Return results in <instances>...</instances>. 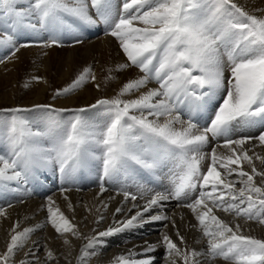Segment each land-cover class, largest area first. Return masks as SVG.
<instances>
[{
  "label": "snow or ice",
  "instance_id": "1",
  "mask_svg": "<svg viewBox=\"0 0 264 264\" xmlns=\"http://www.w3.org/2000/svg\"><path fill=\"white\" fill-rule=\"evenodd\" d=\"M94 28L113 37L125 57L105 68L103 85L132 68L138 74L114 95L88 106L0 108V190L11 183L13 190L40 191L58 183L61 193H69L83 172H95L101 194L109 191L107 181L122 197L113 216L132 214L87 235L45 194V224L62 241L67 264H72L73 238L86 241L76 264H89L102 238L158 222H166L158 241L134 246L112 264H153L150 253L158 247L165 249L166 264H177V258L182 264H202L201 258L212 264L218 258L225 264H264V238L244 227L264 225V167L256 163L264 166V152L256 151L264 149V15L236 0H0V47L5 50L0 64L18 59L22 48L82 44L83 32ZM89 83L101 90L90 64L70 84L52 88V98H67ZM36 85L51 88L46 76L30 70L22 87ZM251 129H259L258 134H240ZM208 145L213 146L203 151ZM115 196L85 206L96 213V224ZM64 200L74 213L67 195ZM173 200L194 216L192 227L206 250L186 246L165 210ZM11 207L0 206V218L6 220ZM169 224L184 247L164 230ZM43 226L13 223L0 264H59L46 243L32 240ZM41 247L43 262L37 254Z\"/></svg>",
  "mask_w": 264,
  "mask_h": 264
},
{
  "label": "bare ground",
  "instance_id": "2",
  "mask_svg": "<svg viewBox=\"0 0 264 264\" xmlns=\"http://www.w3.org/2000/svg\"><path fill=\"white\" fill-rule=\"evenodd\" d=\"M236 2L257 16L264 15V0H236ZM24 6L23 4L19 5V7ZM69 20L71 22V18ZM92 30L90 32L92 37L85 35L86 33H83L81 37L82 39H90L89 42H86L82 46H74L66 50L65 53L58 54L56 47L45 49L40 46H32L22 48L17 53L18 59L13 58L0 64V86H2L0 89V108L13 106L29 107L33 104H52L57 108H76L95 103L98 98L114 95L124 82L129 78H134L138 74V70L135 68L129 69L121 73L117 81L110 82L107 86H104L102 81L106 75L105 68L115 65L118 62H123L125 57L113 37H98L99 34L103 33L100 28H94ZM44 53H47V55ZM4 54L5 50L0 47V57H3ZM28 63L33 64L29 65L30 68L27 70L28 74L32 70L35 75L46 76L51 88H46L44 85H36L30 89H24L19 86L20 83L18 84V81L24 75V72H26L24 71V65L26 66ZM89 64L96 71L97 82L102 83L101 90H97L93 84L89 83L75 93L70 94L67 98L58 97L53 100L52 88H60L70 84L82 67ZM37 67H39V71H34ZM225 75L227 76L228 73H225ZM67 115L69 114H64V116ZM258 132L259 129H251L240 134H258ZM253 143L255 142L253 141ZM213 145L205 146L203 151H208ZM256 151L264 152V149L257 148ZM207 163L208 161L205 160L202 167L207 165ZM256 163L258 169L264 167L258 161ZM245 169L248 170L247 165H245ZM82 175L83 179L78 178L77 184L69 193H61L58 183H50L40 191H26L23 186H20L17 190H13L16 186L11 183L8 188L0 190V206H5L8 203L13 204V207L7 209L8 218L6 220L0 218V252L5 250L8 230L13 223L18 221L21 228L44 225L33 233L32 240L46 243L47 247L52 249L59 257V264H67L63 256L66 249L62 241L57 238L55 230L50 225L45 224L46 210L42 209V205L45 202V194L52 196L57 205H59L61 210L70 219L74 217V223L79 226L82 233L87 235H92L94 228L98 231L105 230L112 224L114 218L116 220H122L125 218V215L132 214L122 212L114 217V209L120 206L122 197L115 196V192L107 181H105V186L109 187V191L101 194L99 191L98 176L95 172H83ZM257 181H259V178H257ZM163 182L167 185L169 183L168 178H165ZM77 187L80 189L79 191L76 190ZM29 188H31V184ZM64 195H67L75 206L74 213L68 211L66 207L67 201L64 200ZM109 196H115V199L108 201L109 206L107 211L103 212L105 219L99 224H96V213L93 212L90 214L86 211L85 206H98L101 201L108 200ZM179 203V201L175 200L167 202L165 210L175 219L176 226L184 237L185 244L189 249H195L197 251L206 250V243L201 240L199 231L195 227H192V225L197 223L194 216L189 209L179 207ZM128 207H130V204L125 205V208ZM164 223L166 222L145 223L140 227L102 238L104 244L103 246H98L97 254L91 257L89 264H112L114 257L127 253L128 249L134 246H142L145 241L153 243L158 241ZM244 227L246 230L251 229V235L257 238H264V225L249 222ZM164 230L179 245L178 237L175 235L176 230L172 228L171 224ZM72 243L74 247L69 259L72 260V264H76L75 257L79 255V249L86 241L73 238ZM31 246L30 242L29 247ZM179 246L184 247V245ZM136 250L139 252L141 248L137 247ZM164 253L165 249L163 247H158L156 251L150 253L151 256L155 257L153 264H166ZM37 254L43 262L44 249L42 247ZM23 255V252L19 253L16 259L23 258ZM201 259L202 264H212V262L204 258ZM177 264H182L178 258ZM214 264H225V262L218 258Z\"/></svg>",
  "mask_w": 264,
  "mask_h": 264
},
{
  "label": "rangeland",
  "instance_id": "3",
  "mask_svg": "<svg viewBox=\"0 0 264 264\" xmlns=\"http://www.w3.org/2000/svg\"><path fill=\"white\" fill-rule=\"evenodd\" d=\"M72 22V21H71ZM98 37H108L107 35H105L104 36V33H102V34H99L98 35ZM92 39V38H91ZM89 40L90 39H83V43L82 44H78V45H75V47H77V46H82L83 44H85L86 42H89ZM70 48H72V47H56V52L58 53V54H62V53H65L66 52V50H68V49H70ZM29 65H33L32 63H28L26 66L24 65V71H26V72H24V75L21 77V79H19V81H18V84H19V86L20 87H22V83L24 82V80H25V78H26V76L28 75V72H27V70L30 68V66ZM28 66V67H27ZM138 70V69H137ZM21 80V81H20ZM2 88V86H0V89Z\"/></svg>",
  "mask_w": 264,
  "mask_h": 264
}]
</instances>
